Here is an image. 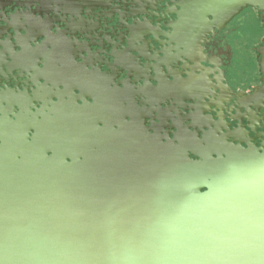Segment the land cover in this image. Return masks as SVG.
<instances>
[{
    "label": "water",
    "instance_id": "obj_1",
    "mask_svg": "<svg viewBox=\"0 0 264 264\" xmlns=\"http://www.w3.org/2000/svg\"><path fill=\"white\" fill-rule=\"evenodd\" d=\"M158 1L93 21L109 6L42 2L67 22L3 20L12 40L0 42V73H38L44 89L0 94V264H264V148L201 119L167 131L181 128L177 93L199 80L184 66L180 81L175 66L197 69L201 41L245 7L264 12V0H187L149 19ZM104 28L125 52L101 60ZM161 39L174 55L155 61L148 45ZM258 55L264 82V46ZM124 73L135 90L116 83ZM172 97L178 107L162 110Z\"/></svg>",
    "mask_w": 264,
    "mask_h": 264
},
{
    "label": "flooded vegetation",
    "instance_id": "obj_2",
    "mask_svg": "<svg viewBox=\"0 0 264 264\" xmlns=\"http://www.w3.org/2000/svg\"><path fill=\"white\" fill-rule=\"evenodd\" d=\"M60 0H0V6H4V10L0 9V30L4 29V19H14L18 17L20 13H26L30 19L35 21H51L60 22L67 18L63 14L57 15L56 13L43 11L41 7L42 2L50 7L51 10L57 8L56 3ZM68 4L78 5V0H64ZM94 5H108L109 8L102 10L96 9L94 12L90 11L89 19L93 21V16L109 15L113 11H120L121 14H128L127 10L132 11V4L136 3V0H87ZM182 1L187 0H164L158 1L157 7L153 11L145 10L146 12H152L155 16H149V19L158 20L160 13L164 11L163 7L175 10L177 5ZM55 3V5H54ZM128 4V5H127ZM127 5V6H124ZM131 5V6H130ZM163 6V7H161ZM60 6H58L59 8ZM127 9V10H126ZM92 17V19H91ZM154 17V18H153ZM101 18V17H99ZM176 20V17H170ZM97 20V19H96ZM116 20L112 21V26L119 24ZM131 23V20L128 21ZM55 24V23H54ZM60 26V29L58 28ZM66 27L64 23H58L57 28L53 29V34L58 31H64ZM107 31V32H106ZM100 32H104L102 35H96L97 39H101L99 42L102 48H94V52L99 56L101 60L107 59L108 54H120L125 52V45L121 41L113 42V45H107L106 40H111L108 33L110 30L105 28ZM2 34V33H1ZM0 34V42L12 40V36ZM83 37L77 36L79 39H74L77 43L88 42ZM91 37V35H88ZM96 38V37H95ZM78 40V41H77ZM41 41V40H39ZM96 42V43H99ZM264 46V12L259 11L258 8L248 6L243 8L237 15L229 19L220 29H215L212 33L207 35L201 44L196 48V53L199 56V60L202 65L191 68L189 61L188 64H180L175 66L173 73L181 78L182 68L184 67L185 74L183 78L199 79L197 82H191L187 84L188 90L180 91L177 93V100L183 101L184 108L179 109V116H176V112L173 115L176 116L175 122L181 128L174 127L168 131L171 138L175 135H182L186 132L185 128L193 123V120L201 119L208 125H217L223 134L230 136L233 133H239L241 138L245 141H249L258 148H264V92L260 91L264 85L263 73L260 66V57L258 50ZM34 47V46H33ZM1 48V46H0ZM17 52H20L19 48H16ZM148 50L151 59L159 61L163 57V53L169 56L174 55L172 46L167 45V41L161 39L160 43H151L148 45ZM194 51V50H193ZM235 54L240 55H254L256 67L250 65L253 61H248V69L239 72V75L232 72L236 68L232 65V59ZM112 61V60H111ZM80 63V60H78ZM102 74L107 73L106 67L102 69ZM122 74L116 83L120 86L121 83L127 84V87L131 90H135L138 84H135L134 79ZM0 94L7 93L20 97L22 100H29L33 92L44 89L41 85L35 82V78L39 75L36 73L35 77L28 76L23 73L13 71H3L0 73ZM162 76V72L160 73ZM164 75L162 76V78ZM178 81V82H180ZM156 83L151 81L147 87L153 88ZM191 86V87H190ZM122 87V85L120 86ZM180 93L182 95H180ZM170 99L162 106V110L171 109L172 107H178V104L174 97ZM175 104V105H174ZM142 101L138 102L137 107L141 108ZM39 104V108H41ZM192 118V121H183L184 119ZM155 124H157L155 122ZM150 123L147 122V126ZM215 127V126H214ZM213 127V128H214ZM215 129V128H214ZM209 129H205L208 132ZM188 133L200 137L203 136V132L200 133L199 129H188ZM222 134H218L220 137ZM232 139H229L231 142ZM238 144V142H235ZM242 146L246 147V143H242ZM195 159V158H194Z\"/></svg>",
    "mask_w": 264,
    "mask_h": 264
},
{
    "label": "rangeland",
    "instance_id": "obj_3",
    "mask_svg": "<svg viewBox=\"0 0 264 264\" xmlns=\"http://www.w3.org/2000/svg\"><path fill=\"white\" fill-rule=\"evenodd\" d=\"M252 60L253 62L250 65H253L256 67L255 63V56L254 55H240V54H235L233 59H232V65L235 66L236 68L232 72L233 74L239 75V72H242V70L246 69L245 67L247 66L248 69V61Z\"/></svg>",
    "mask_w": 264,
    "mask_h": 264
}]
</instances>
